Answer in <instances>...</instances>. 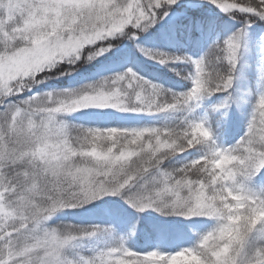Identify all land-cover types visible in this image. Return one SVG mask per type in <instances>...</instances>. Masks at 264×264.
<instances>
[{"label": "snow or ice", "instance_id": "snow-or-ice-1", "mask_svg": "<svg viewBox=\"0 0 264 264\" xmlns=\"http://www.w3.org/2000/svg\"><path fill=\"white\" fill-rule=\"evenodd\" d=\"M181 2L209 4L228 18L264 21V0H228L234 7L218 0H0V42H12L11 48L0 47V105H6L0 110V264H24L33 256L41 264H185V258L191 264H264V188L253 187L257 177L264 179V99L232 148L219 147L202 121L100 129L60 119L81 109L191 113L205 97L218 93L226 95L214 111L226 110L235 102L231 89L248 23L196 60L140 49L165 66H194L192 86L184 93L168 92L129 70L75 91L6 103L28 95L61 64L91 60L86 52L106 50L97 42L121 35L135 39L170 18ZM213 59L226 69L213 74ZM259 81H264V66ZM121 135L126 144L119 143ZM202 146L206 150L199 158L178 169L164 168L169 158ZM9 162L17 168L14 178L4 171ZM106 197H119L138 213L205 217L215 225L194 246L163 255L129 250L111 227L68 224L57 231L49 223L69 209L66 205H89ZM37 224L40 229L34 230ZM92 239H104V247L69 255V249Z\"/></svg>", "mask_w": 264, "mask_h": 264}, {"label": "trees", "instance_id": "trees-1", "mask_svg": "<svg viewBox=\"0 0 264 264\" xmlns=\"http://www.w3.org/2000/svg\"><path fill=\"white\" fill-rule=\"evenodd\" d=\"M178 14L181 15V17H174L172 19L171 17L165 18L147 32L137 34L135 40L130 39L126 41L124 45L118 43L122 42L123 38L115 41L116 44H120L119 47L117 49L114 48L113 51L105 56L102 61H98L90 68H80L82 70L76 73L75 71L80 69L73 71L70 69L71 66H65L61 73L71 71L70 73L75 75L72 76L70 74V77L68 78L62 76V78L58 80L55 79L54 82L51 81V89L44 86L42 87L41 92H66L68 90H78L85 85L95 84L98 81L123 74L129 70L134 72L137 76L150 81L152 84L157 85L168 92L177 94L187 92L192 86L191 76L194 71V66L179 62L165 66L155 60L149 59L140 51V49L144 48L153 52H164L169 56H185L184 52L186 53V56H188V50H198L200 51L199 54L203 57L211 47L207 40L204 42L203 37H198L196 34L194 35V40L191 41L189 45L185 42L184 28L189 24V20L192 26L198 29L203 28L204 23L209 24V20L214 18L215 22L210 24L219 26V28L228 36L240 28L239 24L242 23L241 21L243 19L249 17L230 19L209 4L188 5L183 2L176 5L175 10L171 13V15ZM248 20H251V18ZM253 20L254 22L251 20V24H264V21ZM197 21H203V24L198 25ZM218 23L221 24L218 25ZM112 43L114 42L112 41ZM174 45H177V48H175ZM135 58H138L142 64L141 69H137L132 65V61H134ZM147 60L151 61L147 62ZM109 63L111 66H117L119 68L111 70L112 72L104 71L105 66ZM221 65L223 64L217 65V67H221ZM238 66H241L240 63H238ZM181 71H184L185 74L181 75ZM177 73H179V75H177ZM66 74L69 76V73ZM50 75L51 74L47 77H50ZM54 76L57 78L61 75L60 73H56ZM69 81H71V85L68 86L67 83ZM234 87L235 86L233 85L231 91ZM39 93L40 92L36 95H39ZM216 95L217 99L214 100L211 106L207 108L206 99L208 97H205L201 101L200 106L195 108L191 113L178 112L147 115L120 113L114 110H80L75 113L63 115L60 119L70 126H83L86 128L100 129H107L110 127L122 129L177 127L180 126L185 119L197 121L204 108H207L211 117L215 119L216 116L212 114L214 110L213 107L220 103L218 97L224 94L218 93L215 94V96ZM255 100L256 99H253L250 105L246 106V114L241 116L239 122L236 121L238 117H236L237 115L234 111L230 110L231 114L233 112V116H229L227 111V114L225 115L219 112L218 115L222 118L224 117L223 119L227 120L228 124L231 122L227 127V131L235 127V129L241 133V136L234 140V142L227 148L234 147L246 134L249 121L252 117ZM211 133L213 134V139L216 144L219 147L226 148L221 144L217 132L211 131ZM119 143L126 144L127 137L121 135ZM204 150L206 149L202 146L201 148H193L183 154L173 156L165 161L164 168L167 170H173L183 167L184 164L199 158ZM4 171L9 178H14L17 168L9 162ZM253 187L257 191L264 188V179L257 177L254 181ZM49 223L51 226L58 224H71L81 227H91L94 225L111 227L117 237H124L125 246L128 247L129 250L136 251L139 254H145L147 251H159L163 255H175L178 251H183L185 248L194 246L198 242L199 236L211 230L215 225L213 220L205 217H193L188 219L176 216L162 217L151 210H147L144 213H138L119 197L102 198L89 204L86 209L64 210ZM134 227L135 235H132ZM161 240L166 242V247L161 248L159 246V241ZM104 245V239L84 240L78 248L69 249L68 252L69 255L73 256L88 255L92 250L103 248ZM180 245L184 246L179 248ZM174 250H177V252ZM185 264H191V261L188 258H185Z\"/></svg>", "mask_w": 264, "mask_h": 264}, {"label": "rangeland", "instance_id": "rangeland-1", "mask_svg": "<svg viewBox=\"0 0 264 264\" xmlns=\"http://www.w3.org/2000/svg\"><path fill=\"white\" fill-rule=\"evenodd\" d=\"M179 16H181V15H179V14L178 15H171L170 17L172 19L174 17H179ZM251 20L254 22L253 19H251ZM251 20H248V24L250 25L249 30H248V36H247L245 42H243L241 49H240L239 63L241 66H237L236 79L234 81V84L237 86L235 87L234 90L231 91L235 102L230 104V107H231L230 109H232V111H234L236 113V115H237L236 117H238V120H240L241 116L246 114V106L250 105V103L252 102V97L253 96L257 97V95L260 91L259 70L261 67V63H260L261 58L264 57V24H260V25L251 24L252 23ZM220 24L221 23H218V25H220ZM239 26L242 27L243 24L240 23ZM218 27L219 26L216 25V28L211 29L210 32H206V35H208L212 44L215 43L217 40L222 41L229 36V35L228 36L225 35V32L221 29H218ZM215 29H217V30H215ZM189 31H186V35H188L187 41H189V38H190L189 37L190 36ZM121 36L122 37L118 36L119 38L114 37L115 39L109 38L110 40L97 42V45L99 47L104 48L106 50H104L102 52H100L99 50L94 51V52H86L85 57L92 56L93 58L91 60L84 58V59H81L80 61H78L74 65H70L66 62L61 64L58 69L53 70L54 72L49 73V74H51L50 77H46L43 79L42 83H37L36 85H34L31 92L28 95H20V96H17L15 98H9L6 101V103H19L21 100L29 98V95H36L38 92H40L39 95L45 94V93L41 92L42 87L47 86L49 89H51V87H50L51 81L54 82L55 79L58 80V79L62 78V76H64L65 78L70 77L71 71L61 73L64 70L63 68L67 65L71 66L70 69H72L73 71L76 69H80V68H82V69L90 68L92 65H94L98 61H102L105 56H107L111 51H113L114 48L117 49L120 45L118 43H121L122 45H124L126 43V41L130 40L128 35H121ZM122 38H123V41L118 42L116 44L115 41L122 39ZM111 39H113V40H111ZM133 40H135V39H133ZM112 41L114 43H112ZM106 43H108V44H106ZM174 46H175V48H177V45H174ZM92 47H97V46H92ZM190 57H192L193 60L199 59V57H197V55H195V54L190 56ZM149 61H151V60H147V62H149ZM132 65L134 67H136L137 69H141L142 64L140 63L138 58H135L134 61H132ZM224 67H226V65L225 66L221 65V67H218V68L221 71H223L226 69ZM115 68H119V67H117V66L113 67L109 63L107 66H105L104 71L112 72L111 70H113ZM67 69H69V68H67ZM82 69L77 70L75 72L77 73V72L81 71ZM251 69H252L253 79L251 76L249 77V75H248L250 73ZM56 73H60L61 76L56 78V76H54ZM66 73H69V76H67ZM180 74L184 75L185 72L181 71ZM71 75L73 76L75 74H71ZM96 76H100V75H96ZM98 82H100V81H98ZM98 82H96V83H98ZM67 84H68V86L71 85V81H69ZM68 91H75V90H68ZM46 93H62V92L48 91ZM213 97L216 100L217 96L213 95ZM209 98H212V97H209ZM223 99H224V96L220 99V103L223 101ZM212 101H214V99H212ZM5 106L6 105H0V110H4ZM213 108H215V106ZM81 110L97 111V110H102V109H81ZM103 110H111V109H103ZM114 111H116V110H114ZM220 111L225 113L224 110H220ZM220 111H214L213 110L212 114H214V116H216L219 114ZM229 113L230 112H228V115H230ZM216 120H217L218 125H221L223 123V118L217 117ZM201 121L206 124V127H208V128L210 127V123L208 121V116H207L206 111L201 113ZM3 123H4L3 118L0 117V126H3ZM219 127H222V126H219ZM220 132L223 133L222 128H220ZM222 142H223V144H226V137L223 138ZM159 246L161 248L166 247V242L162 241V240L159 241Z\"/></svg>", "mask_w": 264, "mask_h": 264}, {"label": "clouds", "instance_id": "clouds-1", "mask_svg": "<svg viewBox=\"0 0 264 264\" xmlns=\"http://www.w3.org/2000/svg\"><path fill=\"white\" fill-rule=\"evenodd\" d=\"M219 3L223 4L226 7H234L235 5H229L228 4V0H218ZM241 3H248L250 2V0H240ZM232 18H239V16L236 17H232ZM231 19V18H230ZM248 19L249 18H245L243 19L241 22L242 23H248ZM0 47H7V48H11L12 47V42H9L7 45H4L2 42H0ZM212 64V70H213V74L217 73L220 71V69L217 67V65H220L219 60L213 59L210 61ZM261 66H264V57L261 58ZM213 82H214V77H213ZM259 87H260V91L256 97V100L254 102L253 105V112H255L258 108H260L261 106V100L264 99V81H259ZM82 143H86V141H81ZM87 204H83V205H66V207H68L69 209H86L87 208ZM66 225L68 224H58L55 226H52L54 229H56L57 231L63 229L64 227H66ZM40 229V224H37L35 226L34 230H39ZM235 238V237H233ZM24 264H41V261L38 257L33 256L31 258H28Z\"/></svg>", "mask_w": 264, "mask_h": 264}]
</instances>
